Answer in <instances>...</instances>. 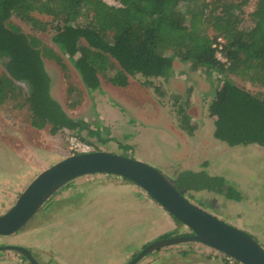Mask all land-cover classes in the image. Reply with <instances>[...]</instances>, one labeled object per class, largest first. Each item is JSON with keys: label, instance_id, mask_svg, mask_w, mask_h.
Returning a JSON list of instances; mask_svg holds the SVG:
<instances>
[{"label": "rangeland", "instance_id": "rangeland-1", "mask_svg": "<svg viewBox=\"0 0 264 264\" xmlns=\"http://www.w3.org/2000/svg\"><path fill=\"white\" fill-rule=\"evenodd\" d=\"M256 2L248 0L243 6L240 28L251 30L250 14ZM88 14L76 23L92 20ZM34 15L50 22L46 31L17 16L11 20L55 48L52 25L56 21L49 15ZM202 26L211 37L216 36V26L207 22ZM64 62L65 68L44 58L51 94L70 117L84 121L87 128L80 135L68 129L52 134L50 126L37 129L31 125L30 111L22 101L0 105V215L41 171L73 154L68 140L73 134L86 138L96 150L141 160L173 180L188 169L224 177L241 192L240 200L207 190L187 191V198L249 233L264 247V146H230L217 139V117L209 110L226 76L263 97L264 85L233 73L210 74L204 67L177 58L173 74L151 79V85L140 75L129 76L126 86L101 77L100 88L89 91L67 56ZM19 85L27 94V85ZM99 174L105 176L104 184L96 179L81 184L72 180L23 230L0 235V244L27 247L40 264H128L157 239L191 234L189 227L133 181ZM24 259L17 251H0V264H28ZM137 264L242 263L201 243L187 242L154 251Z\"/></svg>", "mask_w": 264, "mask_h": 264}, {"label": "trees", "instance_id": "trees-1", "mask_svg": "<svg viewBox=\"0 0 264 264\" xmlns=\"http://www.w3.org/2000/svg\"><path fill=\"white\" fill-rule=\"evenodd\" d=\"M221 1L0 0V58L4 65L0 68V105L22 101L28 106L34 128L50 126L52 134L68 129L80 135L87 125L70 117L52 96L51 77L44 63V58H49L65 68L64 56L74 64L89 91L100 88L101 77L126 86L129 76L140 75L151 85V79L173 74L177 58L204 67L210 74L233 73L264 85V0H257L250 14L251 30L240 28L248 0ZM34 13L56 21L52 25L55 48L25 33L11 20L17 16L33 28L46 31L50 22ZM88 13L92 20L76 23ZM204 22L216 26L215 37L203 28ZM220 37L223 42L218 41ZM218 51L227 61L218 57ZM19 82L27 85V94ZM209 110L217 117V139L230 146H264L262 94L226 76ZM174 181L185 195L187 191L207 190L229 199L242 198L224 177L204 171L182 170Z\"/></svg>", "mask_w": 264, "mask_h": 264}, {"label": "water", "instance_id": "water-1", "mask_svg": "<svg viewBox=\"0 0 264 264\" xmlns=\"http://www.w3.org/2000/svg\"><path fill=\"white\" fill-rule=\"evenodd\" d=\"M99 173L115 174L133 181L191 230L188 235L164 237L147 244L128 264H137L161 248L187 242L201 243L242 264H264V247L252 235L189 200L176 187L175 181L157 168L106 150L73 153L41 171L21 192L14 205L0 215V235L23 230L45 208L49 199L72 180ZM4 250L17 251L31 264H40L25 247H0V251Z\"/></svg>", "mask_w": 264, "mask_h": 264}, {"label": "built area", "instance_id": "built-area-1", "mask_svg": "<svg viewBox=\"0 0 264 264\" xmlns=\"http://www.w3.org/2000/svg\"><path fill=\"white\" fill-rule=\"evenodd\" d=\"M219 42H223V39L220 37L218 39ZM219 48H222V46H219ZM218 57L222 55L220 51H218ZM223 61H226V58H222ZM69 143H70V149L72 150V153H83V152H90L94 150V147L82 139L78 138L76 135L71 134L68 137Z\"/></svg>", "mask_w": 264, "mask_h": 264}, {"label": "crops", "instance_id": "crops-1", "mask_svg": "<svg viewBox=\"0 0 264 264\" xmlns=\"http://www.w3.org/2000/svg\"><path fill=\"white\" fill-rule=\"evenodd\" d=\"M115 175V174H114ZM99 176V177H98ZM98 178H101V179H98ZM103 178H105V176H102V174H90V175H84V176H81V177H78V178H76V179H74L73 181L75 182H77L78 184H81V183H83V182H86L87 181V179H96V180H100L99 181V183L100 184H104V179ZM115 178H117V179H119V180H121V178H122V176H119V177H115ZM124 178V177H123ZM124 179H126V178H124ZM128 180V179H127ZM72 184V183H71Z\"/></svg>", "mask_w": 264, "mask_h": 264}, {"label": "flooded vegetation", "instance_id": "flooded-vegetation-1", "mask_svg": "<svg viewBox=\"0 0 264 264\" xmlns=\"http://www.w3.org/2000/svg\"><path fill=\"white\" fill-rule=\"evenodd\" d=\"M62 190V189H61ZM59 192V191H58ZM207 203H208V201H206ZM0 245H2V244H0ZM6 245H9V244H6ZM6 245H2V246H6ZM11 245V244H10ZM2 246H0V247H2ZM25 248H27V247H25ZM27 249H29V248H27ZM30 250V249H29ZM32 253V252H31ZM21 255V257H23V255L22 254H20ZM33 255V254H32ZM27 259V258H26ZM26 259H24V260H26ZM26 262H28V264H31L30 263V261L27 259L26 260Z\"/></svg>", "mask_w": 264, "mask_h": 264}, {"label": "clouds", "instance_id": "clouds-1", "mask_svg": "<svg viewBox=\"0 0 264 264\" xmlns=\"http://www.w3.org/2000/svg\"><path fill=\"white\" fill-rule=\"evenodd\" d=\"M222 54V53H221ZM223 56V55H222ZM224 57V56H223ZM225 58V57H224ZM221 59V58H220ZM222 60V59H221ZM223 61V60H222ZM226 61H227V59H226Z\"/></svg>", "mask_w": 264, "mask_h": 264}]
</instances>
